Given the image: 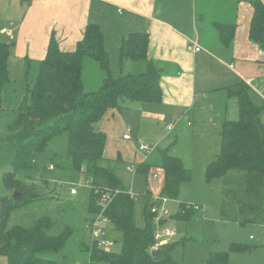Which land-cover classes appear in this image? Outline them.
<instances>
[{"label": "trees", "instance_id": "16d2710c", "mask_svg": "<svg viewBox=\"0 0 264 264\" xmlns=\"http://www.w3.org/2000/svg\"><path fill=\"white\" fill-rule=\"evenodd\" d=\"M29 2L30 0H24ZM252 16L248 29L251 41L264 51V4L252 1ZM221 42L229 45L234 25L213 23ZM149 35L146 31L127 33L120 44V61L136 62L138 67L130 72L114 76L110 69L108 52L98 23L88 22L82 36L72 50H62L53 34L50 35L44 57L38 62L33 84L25 85L22 98L16 103V117L9 124L7 139L14 144L12 167L2 176L7 191H20L24 196L13 200L12 195L0 196V255L7 264H59L42 257L43 252H58L69 237L68 231L49 235V218L43 216L30 227L8 226L9 216L15 208L42 198L36 186L20 181L19 175L34 168L36 154L47 141L57 134L68 132L67 163L62 166L69 179L82 176L95 186L120 190L112 198L106 214L114 229L122 233L119 251L104 250L86 245L89 264H176L171 251L175 242L163 245L156 256L149 251L153 243L154 225L150 212L151 195L146 191L143 210L144 225H135L133 200L116 172L99 165L103 157L106 134L96 131L94 124L107 109L120 107L121 101L158 103L162 99L159 83L161 70L148 58ZM10 44L0 41V102L6 100L5 92L10 83L8 56ZM84 56L95 60L105 72L100 86L86 91L81 78ZM227 94L238 103V118L224 120L220 129V147L215 158L204 169L207 182L225 177L233 171L243 172V189L234 192L235 209L249 212L253 217L247 222L264 224V103L256 104L250 97L249 85L241 80L226 87ZM159 166L163 170V183L159 194L169 199H178L180 186L190 179L191 170L182 159L164 149ZM151 165L140 163L137 172L148 176ZM25 171V172H24ZM174 217L190 219L196 213L193 204L180 201ZM98 210L97 202L90 191L86 220ZM256 214V216H255ZM234 219H238L236 216ZM246 243L232 242L229 250H250ZM204 264H229L228 251H213Z\"/></svg>", "mask_w": 264, "mask_h": 264}, {"label": "crops", "instance_id": "0c3cea01", "mask_svg": "<svg viewBox=\"0 0 264 264\" xmlns=\"http://www.w3.org/2000/svg\"><path fill=\"white\" fill-rule=\"evenodd\" d=\"M252 1L30 0L25 2L21 0L23 10L24 3L27 7L20 23L15 25L16 38L21 44L18 53L28 61V65L31 64L32 58L39 62L45 55L51 34L55 36L60 49L72 50L81 38L85 25L91 21L98 23L101 28L104 46L110 60V69L111 59H113L111 49L114 55L116 53L115 68L118 71L116 75H119L138 67L136 62L120 61L122 38L132 31H146L149 35L148 58L161 70L159 83L162 88V99L155 103L157 105H151L157 107L147 108L151 117L162 118L168 115L175 119L172 120V127L178 119H181V121L185 120L187 126H192V121L195 120L198 128L213 124L221 129L224 120L234 119L238 114L237 100L227 94V86L243 80L250 87L249 94L252 100L258 105L264 103V51L248 36L253 11ZM260 1L264 4V0ZM214 22L234 25V34L229 45L225 46L221 42ZM1 31V35L8 36ZM13 34L14 31L10 36L12 37ZM190 40H195L201 50L198 52L189 50ZM22 41H25L27 46L23 47ZM87 65L99 69L101 84L104 71L95 60L84 56L81 65L83 85L87 83L85 78ZM99 83L96 87L87 86L86 91L96 90L100 86ZM201 104V109L206 108L209 111L208 115H202L198 111L192 113V109ZM219 105H221L220 108H218ZM126 109H129L128 103L122 100L120 107L107 109L100 120L94 124L96 131L106 134L103 158L108 160H104L107 163H100L101 160L98 163L100 166L112 168L120 178V172L113 167L123 163L122 169L127 172L123 173L128 177L130 175V184L132 185L134 176H137L143 189L146 188L145 190L153 195L151 190L155 187L153 182L156 179L152 176L154 172L158 174L157 178L161 182L156 184L160 185L159 192L163 183V170L159 166L161 161H150V157L140 152L138 146L132 143L133 136L130 133L136 121H129L128 117L126 118ZM140 111H144L142 104L139 105ZM185 116L188 118L185 119ZM213 116L215 118L211 121ZM261 118L264 122V113ZM126 133L130 135L129 139L123 138ZM168 135L169 133H166V136ZM218 136L219 144L216 143L218 150L213 155L208 153L212 155V158H209L211 160L219 151L220 130ZM162 141L161 137L155 141L156 148L159 146L157 143ZM172 144L173 142L168 143L164 149L180 157L184 162L186 159L184 156L172 152ZM213 146L215 147L214 144ZM107 153L108 157L105 156ZM124 159L129 161L126 162ZM140 163L151 165L148 176L127 170V167H133L134 164L138 166ZM123 184L125 185L124 182ZM146 191L143 192L145 198Z\"/></svg>", "mask_w": 264, "mask_h": 264}, {"label": "rangeland", "instance_id": "374dc122", "mask_svg": "<svg viewBox=\"0 0 264 264\" xmlns=\"http://www.w3.org/2000/svg\"><path fill=\"white\" fill-rule=\"evenodd\" d=\"M23 7L24 10L21 0H0V30L12 29L14 31L12 37L0 33V41L10 44L8 56L10 83L5 92L6 100L0 102V196L12 195V192L5 190L2 181L3 174L12 167L15 150L14 144L7 139L10 133L8 125L13 123L16 117L15 106L24 95L25 85L33 84L38 68L36 59L32 58L31 64L28 65V61L18 53L21 44L16 38V26L20 23L27 4L24 3ZM12 21L15 24L11 23ZM22 42L23 47L27 46L25 41ZM111 56L113 58L111 59V73L117 76L116 59H114L116 53L114 55L113 49H111ZM103 73L105 76V72ZM85 78L87 83L83 86L87 90L89 85L97 86L101 80V73L95 66L87 65ZM124 100L129 106V109L125 110L126 118L128 117L129 121H136L130 133L133 136L132 143L136 146L141 143L154 146L155 141L161 137L162 143H157L158 148L148 155L150 161L159 162L161 159L157 158L161 157L165 146L173 142L172 152L184 156L186 158L184 164L191 170L190 179L181 185L178 199H169L159 194L160 185H156L161 184L159 178L154 179L155 187L151 190L153 195L150 194L151 198L160 196L164 199L159 206V212L163 217L160 228H173L176 232L175 236L165 244L175 242L171 253L176 264H204L211 252L225 250L228 251L229 264H264V224L244 221L253 215L235 209L232 198L234 192L239 193L243 189V172L233 171L225 177L216 178L210 182H207L204 177L205 163L211 160L209 158H212L213 153L218 150L216 143L219 144L220 127L208 124L207 127L198 128L195 120L192 121V126H187L185 120L178 119L176 124H173V129L167 131V124L173 123L172 120L175 119L168 115L162 118H152L147 111V108L157 107L151 105L157 104L131 102L125 98ZM140 104L144 105V111L139 112ZM201 107L202 104L196 105L192 113L198 111L202 115H208L209 111ZM220 107L221 105L218 106ZM207 109L210 110L208 106ZM214 118L215 116L210 120L213 121ZM235 118H238V114ZM166 133L169 135L166 136ZM68 136L66 131L52 136L44 149L36 154L33 170L24 171L25 173L19 175L20 181L32 183L36 186V191L44 196L21 204L12 210L8 226L30 227L39 218L45 216L51 223L46 229L47 234L58 235L68 231L69 237L65 246L58 252H43L42 257L53 259L59 264H76L77 262L87 264L85 249L89 242V233L84 219L87 214L90 189L85 185L82 176L75 180L69 179L62 169V166L67 163ZM105 156L108 157V153ZM104 160L108 159L102 157L100 163H107ZM124 161L127 162L129 159H124ZM126 162L125 165H127ZM122 164L114 165L113 168L120 172L121 180L127 185L125 191L129 192L132 189L134 223L142 227L144 225L143 208L147 203L143 192L146 188L143 189L137 176H134L131 185L130 175L128 177L124 174L127 172L122 169L124 168ZM132 166L137 167L136 164ZM71 188L76 190V194L70 192ZM182 200L198 206L196 213L190 219L174 217L178 211L179 202ZM235 216L238 219H234ZM106 238L112 243L110 250H120L122 233L119 230L109 226ZM232 242L246 243L252 248L241 252L231 251L229 245ZM0 264H6L5 256L0 255Z\"/></svg>", "mask_w": 264, "mask_h": 264}, {"label": "built area", "instance_id": "2783aa9c", "mask_svg": "<svg viewBox=\"0 0 264 264\" xmlns=\"http://www.w3.org/2000/svg\"><path fill=\"white\" fill-rule=\"evenodd\" d=\"M1 32L8 36L12 34L11 29L2 30ZM188 49L194 52H198L201 50V47L195 40H190L188 43ZM184 118L186 119L188 117L185 116ZM167 129L169 130L172 129V123L167 125ZM123 138L129 139L130 135L126 133L123 135ZM155 148L156 145L150 146L146 143H141L140 145H138V150L140 152H143L146 156H148ZM127 170L132 173L137 172V169L131 166L127 167ZM152 176L154 178H157L158 174L154 172ZM84 180H85V185L89 187L98 205L97 212L90 219L86 220L85 226L89 233L88 244L95 248L110 250V246L112 243L110 240L106 238V233L108 227L111 224H110V219L106 214V210L114 195L120 190L117 189L109 190L106 188L95 186L91 183V180L89 178H84ZM70 192L72 194H75L76 190L74 188H71ZM128 193L130 197L133 199L134 195L132 191H129ZM163 200L164 199L160 196H154L153 198H151L152 202L150 206V212L152 213V222L154 225V232H153L154 241L149 247L150 252L160 250L162 246L165 245L176 234L173 228H167V227L160 228V224L162 223L161 221L163 220V217L159 212V206L162 204ZM193 206L195 207V209H198V206L196 205ZM76 264H80V263L77 262Z\"/></svg>", "mask_w": 264, "mask_h": 264}, {"label": "water", "instance_id": "95a60500", "mask_svg": "<svg viewBox=\"0 0 264 264\" xmlns=\"http://www.w3.org/2000/svg\"><path fill=\"white\" fill-rule=\"evenodd\" d=\"M24 196V193L23 192H20V191H13L12 192V199L13 200H19L20 198H22ZM160 251H153L151 254L152 256H156Z\"/></svg>", "mask_w": 264, "mask_h": 264}]
</instances>
